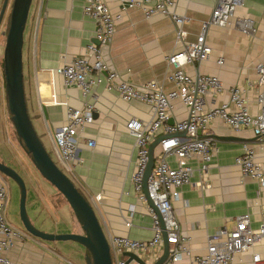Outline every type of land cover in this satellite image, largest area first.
I'll return each mask as SVG.
<instances>
[{
  "label": "crops",
  "instance_id": "crops-1",
  "mask_svg": "<svg viewBox=\"0 0 264 264\" xmlns=\"http://www.w3.org/2000/svg\"><path fill=\"white\" fill-rule=\"evenodd\" d=\"M106 1L112 13L121 16L115 37L104 51L108 66L117 71L122 80L137 87L156 82L166 92L174 90L169 80L167 57L196 41L218 0H178L175 12L186 19L183 30L187 36L182 40L177 38L179 27L170 17L155 15L147 19L140 9L122 10L118 1ZM156 1L151 0V3ZM239 18L251 20L255 32L247 35L239 27H210L206 39L213 49L211 58L186 70L194 78L198 75L221 78L225 92L208 93V108L227 102L229 89L238 87L244 90L249 112L255 116L261 113L258 96L264 89L250 88L247 82L257 80L256 68L264 63V0H245L236 12L235 20ZM95 32L96 23L84 14L82 0H33L23 47L28 112L46 149L59 164L54 137L66 123L68 109H82L88 103L94 105L93 122L84 128L78 139L80 163L65 172L95 208L108 239L123 236L148 241L154 235L148 213L150 205L139 199L133 187L137 150L127 125L133 120L150 122L152 108L139 101H123L104 86H99L94 95L84 97L79 89L67 86L64 78L55 72L58 67L84 55L86 47L95 41ZM220 58H224L223 65L217 63ZM188 118V107L181 100H175L170 124ZM165 137L161 132L154 141ZM201 137H212L215 142L208 174L201 172L198 157L191 160L194 170L191 184L179 190L180 199L173 204L182 234L189 239L191 258L205 256L211 237L222 229L232 230L239 216L250 214L253 229H258L264 219V187L243 177L236 164L245 144L254 147L258 158L263 160L264 148L259 138L250 129L233 131L221 120L213 121ZM92 140L96 143L93 148L88 146ZM161 151L159 144L155 149V164ZM169 163L173 168L177 166L172 157ZM129 218L132 227L127 228ZM40 229L50 234H82L76 219H72L69 230L46 227V224ZM54 242L61 241L48 242L34 237L16 241L9 256L14 264H80L62 255L61 246ZM82 247L72 244L66 248L83 258L86 249ZM255 253L264 258V241L249 252L236 255L230 264H254ZM189 260L190 257L184 264Z\"/></svg>",
  "mask_w": 264,
  "mask_h": 264
},
{
  "label": "built area",
  "instance_id": "built-area-1",
  "mask_svg": "<svg viewBox=\"0 0 264 264\" xmlns=\"http://www.w3.org/2000/svg\"><path fill=\"white\" fill-rule=\"evenodd\" d=\"M82 1L84 14L96 23L95 41L86 47L84 55L58 67L55 72L64 78L67 86L79 89L84 97L94 95L99 86H104L106 91L117 93L123 101H139L152 108L153 118L150 122L133 120L127 125L135 138L137 161L132 182L141 201L147 202L144 195V177L149 164V146L161 132L166 134L160 142L162 151L158 163L148 179L149 195L155 205V209L148 206L154 235L148 241L123 236L110 238L112 261L114 264H139L125 256V253L129 252L139 256L147 264L156 263L164 250L161 226L163 223L170 244L169 257L164 264H184L191 256V249L189 239L182 234L173 204L180 199L179 190L191 184L194 174L191 160L195 157L200 159L201 172L204 175L208 174L210 169L215 142L212 137H201V133L207 130L213 121L221 120L236 132L243 129L252 130L264 148V93L258 96L261 105L259 115L250 114L244 90L238 87L229 89L227 102L208 108V93L220 95L225 92L221 78L217 75H198L194 78L186 70L188 66L206 62L211 58L213 49L206 39L210 27H239L247 35L255 32L251 20H235L236 12L244 5L245 0H218L210 19L203 23L202 32L196 41L187 43L183 50L167 57L170 66L169 80L175 87L170 92L164 91L156 82L137 87L122 80L120 74L108 66L104 51L115 37L117 21L121 16L112 13L106 0ZM116 1L120 3L122 10H142L147 19L155 15L168 16L179 27L177 38L182 40L187 36L183 30L186 19L175 12L178 0H157L154 4L151 0ZM217 63L223 65L224 58H220ZM256 72L257 80L248 81L247 84L250 88L256 86L264 89V63L257 66ZM178 99L188 107L189 118L170 124L173 102ZM94 113V105L89 103L82 109L70 107L66 123L55 133V153L59 167L64 172L72 171L80 163L78 139L84 128L93 122ZM95 145L93 140L88 142L91 148ZM171 157L177 162L175 168L169 163ZM236 164L240 167L243 177L253 179L264 187V158L262 161L258 158L254 147L245 144ZM8 203V186L0 175V264H14L9 252L16 241H24L30 237L25 231L9 224L6 217ZM251 222L250 214L239 216L232 230L222 229L211 237L205 256L194 259L190 257L188 264H230L236 255L249 252L256 244L264 241V219L258 229H253ZM126 226L132 227L131 218L126 222ZM253 262L264 264V258L255 253Z\"/></svg>",
  "mask_w": 264,
  "mask_h": 264
},
{
  "label": "water",
  "instance_id": "water-1",
  "mask_svg": "<svg viewBox=\"0 0 264 264\" xmlns=\"http://www.w3.org/2000/svg\"><path fill=\"white\" fill-rule=\"evenodd\" d=\"M9 1L4 0L0 11V29L6 10L9 8ZM32 2L33 0H13L11 6L10 24L3 53L8 110L17 136L20 138L26 153L31 157L35 168L66 199L84 234H50L37 229L27 214V187L25 181L16 170L1 161L0 173L13 180L20 188V217L26 233L42 241H72L78 243L90 254L86 257L87 264H113L108 237L99 221L95 208L51 157L28 112L23 74V47L24 33ZM162 140L154 141L149 147V164L144 177V194L149 205L154 209L155 205L148 191V179L155 166V149ZM161 226L163 229L164 250L163 255L154 264H164L169 257L170 244L163 223ZM125 256H128L130 261L135 260L139 264H147L134 253L126 252Z\"/></svg>",
  "mask_w": 264,
  "mask_h": 264
},
{
  "label": "rangeland",
  "instance_id": "rangeland-1",
  "mask_svg": "<svg viewBox=\"0 0 264 264\" xmlns=\"http://www.w3.org/2000/svg\"><path fill=\"white\" fill-rule=\"evenodd\" d=\"M3 2L4 0H0V11ZM12 2L13 0H10V6H12ZM10 13L11 9H9V13L6 12L0 29V161L16 170L25 181L27 187L26 209L33 225L39 230H41L40 228H42L43 224H46V227L52 226L60 230H69L72 219H76L70 205L58 190L35 168L31 157L20 143L8 110L3 53ZM52 158L57 162L54 155H52ZM6 184L9 190L6 217L13 226L24 231L20 217V188L11 180ZM78 231L84 234L80 225ZM54 243L61 246L59 249L62 255L72 257L80 264H87L85 258L90 255L87 250H85V257L82 258L79 253H71L66 248L72 244H79L72 241Z\"/></svg>",
  "mask_w": 264,
  "mask_h": 264
},
{
  "label": "flooded vegetation",
  "instance_id": "flooded-vegetation-1",
  "mask_svg": "<svg viewBox=\"0 0 264 264\" xmlns=\"http://www.w3.org/2000/svg\"><path fill=\"white\" fill-rule=\"evenodd\" d=\"M9 9H11L10 1H9V8L6 10V12L9 13ZM6 165H7V164H6ZM0 175H1V177L3 178V180H4L5 183H7L8 181L10 182L11 179H8L6 176L2 175L1 173H0ZM11 181H13V180H11ZM13 182H14V181H13ZM14 183H15V182H14Z\"/></svg>",
  "mask_w": 264,
  "mask_h": 264
},
{
  "label": "trees",
  "instance_id": "trees-1",
  "mask_svg": "<svg viewBox=\"0 0 264 264\" xmlns=\"http://www.w3.org/2000/svg\"><path fill=\"white\" fill-rule=\"evenodd\" d=\"M9 24H10V17H9V21H8V23H7V26H8V29H9ZM8 103V102H7ZM30 115V114H29ZM19 138V137H18ZM19 140H20V138H19ZM21 143V142H20ZM22 144V143H21ZM23 145V144H22ZM48 151V150H47ZM49 152V154L51 155V157H52V152L51 151H48ZM79 189V188H78ZM79 191L83 194V192L79 189ZM62 195V194H61ZM84 195V194H83ZM85 196V195H84ZM86 197V196H85ZM88 200V199H87Z\"/></svg>",
  "mask_w": 264,
  "mask_h": 264
},
{
  "label": "bare ground",
  "instance_id": "bare-ground-1",
  "mask_svg": "<svg viewBox=\"0 0 264 264\" xmlns=\"http://www.w3.org/2000/svg\"><path fill=\"white\" fill-rule=\"evenodd\" d=\"M108 241H109V239H108ZM192 253V252H191ZM191 257V256H190ZM194 258H197V257H194ZM194 258H191V259H194ZM113 262V261H112ZM113 264H114V262H113Z\"/></svg>",
  "mask_w": 264,
  "mask_h": 264
}]
</instances>
